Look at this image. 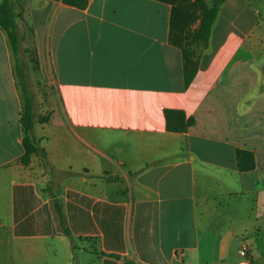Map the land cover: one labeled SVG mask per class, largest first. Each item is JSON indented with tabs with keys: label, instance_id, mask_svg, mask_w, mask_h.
<instances>
[{
	"label": "crops",
	"instance_id": "1",
	"mask_svg": "<svg viewBox=\"0 0 264 264\" xmlns=\"http://www.w3.org/2000/svg\"><path fill=\"white\" fill-rule=\"evenodd\" d=\"M88 1L26 0L57 100L34 128L54 172L19 162L23 100L0 28V264H264V0H224L189 85L172 5ZM167 113L194 123L170 131Z\"/></svg>",
	"mask_w": 264,
	"mask_h": 264
},
{
	"label": "trees",
	"instance_id": "2",
	"mask_svg": "<svg viewBox=\"0 0 264 264\" xmlns=\"http://www.w3.org/2000/svg\"><path fill=\"white\" fill-rule=\"evenodd\" d=\"M18 1V0H17ZM16 0H3L0 4V28L6 33L10 45V49L12 52V55L14 57V72L16 75V79L18 82V88L22 93L23 98V111H22V117H21V124L23 128V139H22V145L24 148V154L21 156L19 162L22 166H29L32 162V158L34 155H39L42 157L43 165L46 169H51L52 172H54V169L50 166L48 159H47V153L40 146V141H38L35 138L34 135V127L37 123L44 124L49 121V117H37L35 113V100L34 97L29 95L27 96V84L25 80V74L22 66L20 65L19 61L17 60L18 55L20 54V37L18 33V25H17V19L18 17H22L21 15H18L16 13ZM64 4L74 7L80 10H85L88 5V0H62ZM159 2L167 3L172 5V17H171V34H170V42L180 48L183 53V60H184V69H185V83L186 85H189L192 79L195 76L197 65L196 62L192 60L193 52L187 51L186 49L182 48L180 43L172 39L173 30H174V24H175V10H174V0H156ZM224 0H213L212 7H209L206 3L203 1L202 4V16L200 19V24L198 29L195 31V34L193 35V42L194 43H201L203 44L204 48L209 47L212 28L214 26V23L217 19V16L220 11V7L223 4ZM170 113H167L168 118V127L170 131H185L188 127L193 125L194 120L191 119L186 125H182L180 127H176L170 124ZM248 158L253 160L252 154L246 153V152H238V159H239V168L241 171H248L253 167V163L250 166H244L242 164V159ZM112 181H115L114 178L110 179ZM50 192L49 195L52 198V206L56 215V220L58 223V229L64 233L72 242L74 241V237L72 235V232L68 226V221L66 214L64 212L63 205L60 201V199L53 193L52 187L48 186L44 192ZM101 255L121 259V257L116 255H109L102 253ZM126 264H135L132 261H126Z\"/></svg>",
	"mask_w": 264,
	"mask_h": 264
},
{
	"label": "rangeland",
	"instance_id": "3",
	"mask_svg": "<svg viewBox=\"0 0 264 264\" xmlns=\"http://www.w3.org/2000/svg\"><path fill=\"white\" fill-rule=\"evenodd\" d=\"M202 1L209 7L213 5V0H174L173 4L175 10V24L172 39L179 42L182 48L193 52L192 60L194 63L198 51L204 49L203 44L194 43L192 41L193 35L200 24ZM16 4V13L18 15L22 14V17L20 16L17 19L20 37V54L17 60L24 70L28 90L27 96L29 97V95L32 94L34 97L35 113L37 117H49L50 121L52 113L57 107L53 82L52 79L51 81L49 80V74L47 76L40 66L26 0H18ZM36 125H40V123ZM77 257H79V263L81 264L87 261L88 264L91 263L90 257L85 259V256L81 253H78Z\"/></svg>",
	"mask_w": 264,
	"mask_h": 264
},
{
	"label": "built area",
	"instance_id": "4",
	"mask_svg": "<svg viewBox=\"0 0 264 264\" xmlns=\"http://www.w3.org/2000/svg\"><path fill=\"white\" fill-rule=\"evenodd\" d=\"M240 255L242 257H246L247 256V248L246 247H243L241 250H240Z\"/></svg>",
	"mask_w": 264,
	"mask_h": 264
}]
</instances>
